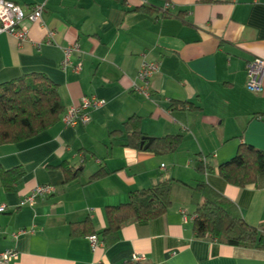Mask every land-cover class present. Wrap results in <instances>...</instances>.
<instances>
[{
  "label": "crops",
  "instance_id": "obj_1",
  "mask_svg": "<svg viewBox=\"0 0 264 264\" xmlns=\"http://www.w3.org/2000/svg\"><path fill=\"white\" fill-rule=\"evenodd\" d=\"M7 1L25 9L45 5V11L42 25L24 23L25 42L0 36V86L41 74L59 87L65 112L85 97L106 104L90 113L86 126L68 128L60 120L29 140L0 145V167L25 172L12 193L0 178V207H6L0 214V254L16 251V264H127L137 256L145 258L141 264H264V252L196 237L190 188L204 179L196 170L200 158H210L217 168L242 144L264 152V91L247 90L245 71L249 60H264V0ZM141 7L154 10L135 12ZM74 44L80 52L64 69L65 50ZM144 60L160 65L148 98L137 91ZM172 103L191 108L174 110ZM132 117L141 118L145 137L181 136V147L162 157L126 147L124 124ZM116 131L123 134L112 137ZM62 163L79 177L66 182L56 168ZM101 169L108 175L91 181ZM170 180L171 210L150 222L127 224L111 248L99 238L94 251L77 227L90 221L96 233L103 232L107 207ZM205 180L236 205L246 223L264 228V173L243 189L217 174ZM44 185L53 186L55 195L20 207Z\"/></svg>",
  "mask_w": 264,
  "mask_h": 264
},
{
  "label": "trees",
  "instance_id": "obj_2",
  "mask_svg": "<svg viewBox=\"0 0 264 264\" xmlns=\"http://www.w3.org/2000/svg\"><path fill=\"white\" fill-rule=\"evenodd\" d=\"M211 3L214 0H202ZM153 8L135 10L152 12ZM191 108L188 104L172 103L171 109ZM65 113L59 87L46 76L32 74L0 86V145L16 144L29 140L55 126ZM126 147L162 157L175 153L182 145L181 136L150 139L141 130V118L132 117L124 124ZM122 131L111 134L122 135ZM151 142L150 146L148 144ZM210 158H200L197 172L204 178L191 188V202L195 208L193 229L197 238L211 240L222 245L264 252V228L258 229L246 223L234 203L212 189L205 180L207 175L217 174L226 183L237 188H246L257 183L264 173V152L251 146H239L235 157L217 168ZM64 171L66 182H71L80 173L62 163L56 167ZM101 169L91 177L96 181L107 176ZM25 177L21 168L4 171L0 167L2 186L7 193L15 192L16 186ZM175 181H165L149 189L130 194L128 202L106 208L107 228L96 233L90 221L79 224L84 235L96 236L106 248L119 241L123 228L131 222H150L165 216L172 208V191ZM76 230V227H75ZM127 264H141L128 262Z\"/></svg>",
  "mask_w": 264,
  "mask_h": 264
},
{
  "label": "built area",
  "instance_id": "obj_3",
  "mask_svg": "<svg viewBox=\"0 0 264 264\" xmlns=\"http://www.w3.org/2000/svg\"><path fill=\"white\" fill-rule=\"evenodd\" d=\"M45 5H34L29 8H23L15 2L0 0V36L9 35L15 37L19 42H25L28 39L29 31L24 26L25 22L34 25H42ZM52 40L54 34L49 33ZM66 58L62 64L64 69L71 65L70 58L73 54L79 53L80 49L77 44L72 45L65 50ZM160 65L156 62L144 60L138 78L143 86L137 91L145 97H150L149 85L155 74L159 72ZM76 72L80 68H75ZM245 71L247 75V90L255 95L262 94L264 91V60L253 58L246 63ZM104 100H99L95 97H85L78 104L69 107L61 117V121L65 127L75 128L78 126H86L91 121L90 113L99 110L105 106ZM165 166H162L164 168ZM56 189L50 185L36 186L32 192L25 197L20 204L21 208H32L39 200L50 198L54 196ZM6 212V207H0V214ZM185 216L184 220L187 221ZM20 234H15L13 237L18 239ZM93 250L96 251L99 240L96 236L90 237ZM19 259V254L14 250H8L0 254V264H16ZM145 258L137 256L133 261L142 262Z\"/></svg>",
  "mask_w": 264,
  "mask_h": 264
},
{
  "label": "water",
  "instance_id": "obj_4",
  "mask_svg": "<svg viewBox=\"0 0 264 264\" xmlns=\"http://www.w3.org/2000/svg\"><path fill=\"white\" fill-rule=\"evenodd\" d=\"M151 142L148 144V147L150 146Z\"/></svg>",
  "mask_w": 264,
  "mask_h": 264
}]
</instances>
